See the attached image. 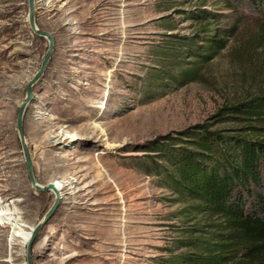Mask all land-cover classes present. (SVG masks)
Instances as JSON below:
<instances>
[{
    "label": "rangeland",
    "instance_id": "obj_1",
    "mask_svg": "<svg viewBox=\"0 0 264 264\" xmlns=\"http://www.w3.org/2000/svg\"><path fill=\"white\" fill-rule=\"evenodd\" d=\"M199 7L220 15L209 29L235 26L229 48L201 66L197 80L153 81L152 67L165 63L159 51L173 46L169 34L200 29L187 14ZM27 12V0H0V211L8 214L0 221H17L23 230L53 202L51 192L31 188L15 129L25 86L47 49ZM34 18L54 47L31 87L22 129L35 182L63 187L54 214L28 242L0 227V264H26V245L29 264H164L187 251L178 243L201 216L144 172L142 147L211 123L219 109L257 91L259 78L231 51L256 32L264 5L257 11L248 1L231 10L216 0H34ZM168 50L179 56L183 49ZM174 55L170 61L186 67Z\"/></svg>",
    "mask_w": 264,
    "mask_h": 264
},
{
    "label": "trees",
    "instance_id": "obj_2",
    "mask_svg": "<svg viewBox=\"0 0 264 264\" xmlns=\"http://www.w3.org/2000/svg\"><path fill=\"white\" fill-rule=\"evenodd\" d=\"M216 1L231 10L244 1L257 11L264 5V0ZM187 14L200 29L191 36L169 34L173 46L159 52L170 65L152 67L153 81L183 86L197 80L201 66L227 50L236 36L235 26L208 28L220 16L214 11L199 7ZM175 46L183 49L179 56L168 50ZM173 55L185 58L186 67L170 61ZM231 55L248 65L251 78H259L257 91L219 109L211 123L155 137L142 147L148 161L144 172L169 190L175 202L191 203L201 216L189 237L178 243L187 251L164 264H264V18ZM219 123L235 127L215 128Z\"/></svg>",
    "mask_w": 264,
    "mask_h": 264
},
{
    "label": "water",
    "instance_id": "obj_3",
    "mask_svg": "<svg viewBox=\"0 0 264 264\" xmlns=\"http://www.w3.org/2000/svg\"><path fill=\"white\" fill-rule=\"evenodd\" d=\"M27 7H28V12H27V23L28 26L31 30V32L39 37H42L46 40L47 42V49L45 51V54L42 58V61L40 63V66L38 68V70L36 71V73L33 75V77L28 81V83L25 86V97L23 98L22 102L20 103L17 113H16V119H15V129L18 135V139H19V144L21 147V151H22V155H23V159L25 162V166H26V171H27V178L29 181V184L31 186V188L37 192H42V193H47V192H51L53 194V202L50 205V207L48 208V210L45 212V214L43 215V217L41 218V220L34 226L31 228L30 231V235L28 238L32 239L33 236L48 222V220L52 217V215L54 214L55 210L57 209V207L60 204L61 201V196H60V192L59 190L53 185V183L48 182L45 185H38L35 182V178L33 175V171H32V166H31V161H30V157H29V152H28V148H27V144L25 142V138H24V132L22 129V117L25 111V108L27 107V105L32 101L33 99V94L31 92V87L36 83V81L41 78V76L43 75L46 66L48 64V61L50 59L51 53L53 51V47H54V40L53 37L45 32L42 31L40 29H38L36 27L35 24V18H34V0H27ZM27 241V242H28ZM29 245H26L25 247V263L29 264V260L26 256V251L28 250Z\"/></svg>",
    "mask_w": 264,
    "mask_h": 264
},
{
    "label": "bare ground",
    "instance_id": "obj_4",
    "mask_svg": "<svg viewBox=\"0 0 264 264\" xmlns=\"http://www.w3.org/2000/svg\"><path fill=\"white\" fill-rule=\"evenodd\" d=\"M98 128V127H97ZM101 130V128H99ZM102 131V130H101ZM67 137H73V135H68ZM53 185L60 191L62 189V184L60 182H56L54 180L50 181ZM39 185V184H38ZM3 204V201L0 200V206ZM6 210V209H5ZM8 214L5 212L3 213V209L0 211V217H5ZM9 225L13 236L18 237L20 239V243H24L28 240L31 228L28 227L26 230H23L21 227L22 225L18 224L17 221L13 223H8L7 221H0V227H6Z\"/></svg>",
    "mask_w": 264,
    "mask_h": 264
}]
</instances>
